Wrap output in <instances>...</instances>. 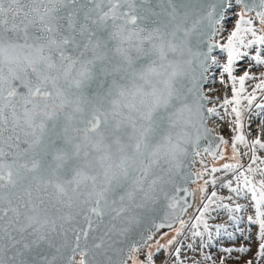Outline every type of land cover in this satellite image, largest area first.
<instances>
[{"label": "snow or ice", "instance_id": "snow-or-ice-1", "mask_svg": "<svg viewBox=\"0 0 264 264\" xmlns=\"http://www.w3.org/2000/svg\"><path fill=\"white\" fill-rule=\"evenodd\" d=\"M224 2L0 0V264H153L151 251L144 261L135 255L153 239L144 212L161 199L175 212L172 193L188 191L178 181L191 179L186 162L208 139L200 85L209 59L217 63L213 49L227 53L233 99L224 104L235 105L238 133L244 83L254 77L245 72L237 90L233 65L248 55L241 49H264V0H236L234 30L226 44L214 42ZM251 12L259 30L245 19ZM252 59L264 64L260 51ZM255 87L264 92V79ZM243 99L251 108L255 92ZM238 144L250 149L251 164L236 187L223 186L250 195L248 221L258 226L264 257V160L256 155L264 142L236 135L237 162L225 171L243 167ZM206 199L193 229L203 222L207 230L203 217L221 198Z\"/></svg>", "mask_w": 264, "mask_h": 264}, {"label": "rangeland", "instance_id": "rangeland-1", "mask_svg": "<svg viewBox=\"0 0 264 264\" xmlns=\"http://www.w3.org/2000/svg\"><path fill=\"white\" fill-rule=\"evenodd\" d=\"M241 11V6L232 1L226 13L223 23L220 25L218 31L217 41L222 44L227 43V36L234 30L238 15ZM251 18L253 26L259 30L260 24L256 17L251 14L245 19ZM262 34L258 31L257 33ZM242 52H247V56H242L233 65L232 75L236 78V88L239 90V78L245 72L254 79H247L244 83L245 92L241 96L242 127L239 133H242L248 144L254 140H261L264 142V108H259L257 105L264 104V92L256 89V84L264 79V64H257L252 57L257 51H260L261 58L264 59V49L253 46L250 49H241ZM217 63L213 64L208 77V84L205 87V93L209 97L210 108L212 107V114L210 116V124L215 133L221 134L224 137V144L222 153L224 158L217 160L211 159L207 154L202 153L198 157V165L196 172L207 173L199 175L202 179L194 184V188H206V192L201 191V201L195 214L187 222L184 221V227L181 225L177 230L180 235H176L177 230L160 237V245H168L169 240L174 239V243L166 248L157 250L156 245H151L140 249L136 253L137 259L144 261L146 255L151 251L153 256V264H264V257H259L260 239L258 226L250 224L249 216H254V209L252 207L250 195H242L237 197L230 191L227 185L231 182L232 187L237 186L236 175L239 171H245L249 164H251V151L243 144L237 145V151L240 153L238 157L239 163L243 166L237 172L225 171L224 164L236 163L233 160L232 142L238 131L235 129V113L232 112L233 104L225 105V99L232 100L233 81L223 72V65L227 63V53L222 50L215 56ZM255 92L256 99L253 101L251 108L247 105V100L243 97ZM256 155L259 160H264V149L256 148ZM259 160L252 166L255 168L259 165ZM202 162V163H201ZM264 167V165H259ZM218 168L220 171L211 172L212 168ZM247 174V173H246ZM213 178L216 184H204L205 180L211 181ZM259 175L255 177L256 180L261 179ZM215 192L216 196L221 199H216L211 204L209 211L204 215L203 221L207 223V230H205L202 222L198 228L193 229L192 225L196 222V217L199 216L200 210L204 203H207L206 197H210ZM231 197V199H229ZM223 205H228V209H235L239 205L242 211H229ZM194 231L200 233L199 236L193 235ZM180 249L179 260L175 255V249ZM248 249L246 252L241 249Z\"/></svg>", "mask_w": 264, "mask_h": 264}, {"label": "water", "instance_id": "water-1", "mask_svg": "<svg viewBox=\"0 0 264 264\" xmlns=\"http://www.w3.org/2000/svg\"><path fill=\"white\" fill-rule=\"evenodd\" d=\"M232 1H236V0H225L224 4L222 5L223 18L216 25L218 31L220 30V25L223 23L226 13ZM248 2H251V0H248ZM251 14H253L256 17L255 12H251L248 15H251ZM217 37H218V32L214 37V42L217 44H221L219 41H217ZM220 51H221V48L219 47L214 48L213 52L211 53V57H214ZM211 68H212V60L210 58L208 62V71L205 73L204 79L200 85L201 94L204 97V100H203L204 121H205V127L208 129V139H204L201 141L200 148L198 150L200 154L205 153L211 159L217 160L220 157V153H222L223 151L224 144L220 142V138L221 137L223 138V136L221 134L215 133L209 124L211 112L208 111L210 109L209 97L205 93V87L208 84V77H209V72ZM205 148H210L212 152H216L217 153L216 158L214 159L213 156L209 152H205L204 151ZM199 156H196L193 154L188 158L186 162L184 172L189 174L191 179H189L187 183L178 181L182 189H187L188 191L172 193L173 195H177L179 199V205L177 207V210L173 212L170 209H167L165 206V202L163 201V199H161L160 203L155 206V209L153 211L144 212L146 222L144 223L143 227L150 229V231L146 232L145 235L151 234L153 236V239L148 240L142 247L146 246L149 242H152L156 239L159 240L160 237H162L165 234L175 231L177 227L180 225V221L184 220L187 213L192 208H194V205L196 202V192L192 186L198 181V174L195 171V164H196V158H198ZM189 193H192V194L189 195ZM181 207L186 208V211L181 212L179 210ZM148 221H154L155 225H163V226L159 228H154L153 225L149 223ZM169 224H171V227L168 226ZM76 259L78 260L79 257L77 256Z\"/></svg>", "mask_w": 264, "mask_h": 264}, {"label": "bare ground", "instance_id": "bare-ground-1", "mask_svg": "<svg viewBox=\"0 0 264 264\" xmlns=\"http://www.w3.org/2000/svg\"><path fill=\"white\" fill-rule=\"evenodd\" d=\"M210 106V105H209ZM211 109V108H210ZM224 138V137H223ZM197 173V172H196ZM198 174V173H197ZM200 180H202L200 177H199V175H198V181H200ZM198 181H197V183H198ZM193 189L195 190V192H196V202H195V205H194V208H192L188 213H187V215H186V217H185V219L183 220V222L185 221V222H187L189 219H191L192 218V216L195 214V212L197 211V209H198V207L200 206V201H201V190H200V188H197V187H195L194 188V184H193ZM180 226V225H179ZM179 226L177 227V229L179 228ZM176 229V230H177ZM160 240V239H159ZM159 240L158 239H156V240H154V241H152V242H149L146 246L147 247H149V246H151V245H154V244H157L158 242H159ZM146 246H144V247H142V248H145ZM142 248H140V249H142ZM79 260V259H78Z\"/></svg>", "mask_w": 264, "mask_h": 264}, {"label": "built area", "instance_id": "built-area-1", "mask_svg": "<svg viewBox=\"0 0 264 264\" xmlns=\"http://www.w3.org/2000/svg\"><path fill=\"white\" fill-rule=\"evenodd\" d=\"M215 58V57H214ZM212 66H213V63H212ZM209 104H210V101H209ZM211 106V105H210ZM211 109H212V107H211ZM212 112L213 111H211V114H212ZM209 124H210V121H209ZM210 126H211V124H210ZM211 128H212V126H211ZM213 130V129H212ZM214 131V130H213ZM198 158H196V164H195V169H196V167H197V165H198ZM196 171V170H195Z\"/></svg>", "mask_w": 264, "mask_h": 264}]
</instances>
